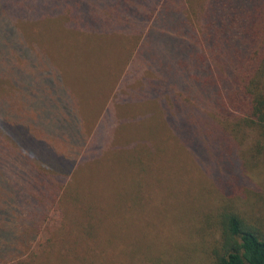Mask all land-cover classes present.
I'll use <instances>...</instances> for the list:
<instances>
[{
  "label": "trees",
  "instance_id": "16d2710c",
  "mask_svg": "<svg viewBox=\"0 0 264 264\" xmlns=\"http://www.w3.org/2000/svg\"><path fill=\"white\" fill-rule=\"evenodd\" d=\"M60 14L71 27L51 50L47 38L33 33ZM105 17L132 20L137 33L120 67L75 65L80 52H100ZM160 32L170 35L160 63L149 50L132 65L146 38ZM87 75L101 78L92 82ZM113 92L126 109L114 98L103 105ZM92 97L89 113L103 114L89 143L79 105ZM119 128L128 135L117 137ZM170 130L193 149L205 173L222 170L220 182H231L233 197L201 215L184 213L176 189L165 203L163 174L155 170L162 162L151 146L158 152ZM96 141L100 149L83 151ZM96 161L93 169L104 166V172L94 180L87 170ZM259 161L264 0H0V264L155 261L143 250L150 242L133 239L138 179L147 194L160 185L164 207L182 210L179 224L191 220L196 232L210 233L212 264H264V192L251 201L261 214L248 221L236 202L240 193L235 196L236 188H248L233 174L239 167L245 176ZM115 168L121 177L110 176Z\"/></svg>",
  "mask_w": 264,
  "mask_h": 264
},
{
  "label": "rangeland",
  "instance_id": "374dc122",
  "mask_svg": "<svg viewBox=\"0 0 264 264\" xmlns=\"http://www.w3.org/2000/svg\"><path fill=\"white\" fill-rule=\"evenodd\" d=\"M61 8L62 7H60L59 10ZM129 22H132V20H113L111 17H105L100 23V26H102V37L100 39L102 40V47L100 52L96 50L92 52H80L82 53L80 55L81 61H75V65H91L94 68L98 67L102 70H106L111 66L114 71L117 70L120 67L121 59L125 55L127 48H129L131 44H134L136 38L137 33H132V29H130L131 24ZM31 23L36 24V21L33 20ZM44 23H46L45 26L49 28L47 30L41 29L40 31H34L33 35L42 41H45V38H47L49 44L47 42L46 44L48 48L54 50V44L65 36L68 32L67 29L69 30V27H71V23L62 14H60V16L53 15L52 17H48V19H45ZM155 34L158 35L155 38L152 35L146 38L139 54L132 61V65H137L139 57H142L141 55H144L146 52H150L149 50H153L156 55L155 61H157L154 64L158 65L160 63L163 54H166L168 44L166 38L170 35L161 32ZM229 66L230 65H227V67ZM129 69L128 67L127 70ZM114 71L111 76L114 75ZM132 74L133 72L130 73L129 71L126 76L129 75L130 77ZM100 78L101 75L91 77L87 75V79L92 82H97ZM121 79L122 74L120 76V80ZM118 81L119 75L117 77V82ZM114 92L105 99L106 101L103 103L104 106L114 98ZM94 101H97L96 97H92L90 103L85 106L79 105L83 124L87 128V133H90L89 143L96 136L103 114V109H99L91 114L89 113L92 109L91 107L95 105L93 104ZM113 102H116L118 106L122 104L123 109L128 107V104L120 98H114ZM120 128L117 131V137L127 136L128 133L121 131ZM106 132L107 131L104 129L101 134L104 135ZM166 133L168 140L163 144V147H159L158 152L156 151L158 146H151L153 147V156H158L159 160L162 162L155 170L158 174H163V177H161V184L166 188L168 193L167 198H163L165 203L171 199L169 189H176V197L183 198V200L181 199V207L185 211L184 213L188 211V216L191 215V212L201 215L206 210L215 209L217 205L225 202L228 197L234 196L229 195L230 190L233 189L230 185L231 182L225 184L220 182V178L222 179L223 175L221 174L222 170L220 171L218 166L214 167V169L211 167L212 175L205 173L202 166L197 163L196 154L193 155V149L192 153L187 146L182 145L180 143L182 141L181 138L171 130ZM113 137L115 138V135L111 136L106 142L110 144ZM89 143L86 142V148L83 150L84 152H86V149L90 151L89 148L93 151H97L95 149H100L102 146L100 141H96L97 146L95 147L93 143L90 145ZM79 159L73 164L75 165ZM96 163L98 162L92 163L90 169L87 170L89 177L94 175V180L97 178L99 172H102V174L104 172V166L93 169L94 166H97ZM152 165L155 166L157 163ZM119 169L125 174L123 169ZM82 171H84V169ZM240 172L241 168L238 167V170L236 169L234 173H232L235 174L238 180L248 189L243 190L236 188L235 196L237 193H240L236 202L242 215L249 221L255 218L254 215L261 214L259 211L260 206L255 208L252 207L251 201L257 199L255 192H264V162H257L256 165L250 168L248 173H243L245 176L240 174ZM118 173V169L115 168L110 176L113 178L121 177ZM232 173L229 172L227 175L230 177ZM212 177L219 181V183H217L220 189L216 187V180L214 181ZM138 181L141 184V189L134 191L132 195V199L138 202V209L134 206L135 213L133 218H136L132 220V231L133 239L135 238L134 240L138 243L139 241L150 242L143 243V250L147 255L151 253L156 260L148 264H167L168 261H172V264H212L211 259L215 240L211 237L210 233L203 234L196 232L197 228L194 226V222L192 224L191 220L179 224L178 219L182 216V210L175 208L173 212H171L167 207H164L165 203L158 200V196L161 192L160 185L154 184L149 194H147L148 191L144 189L143 181L141 179H138ZM245 181L248 183H245ZM208 186L211 187V189ZM261 223L260 225L264 228V222L261 221ZM134 264L141 263L140 261H136Z\"/></svg>",
  "mask_w": 264,
  "mask_h": 264
}]
</instances>
